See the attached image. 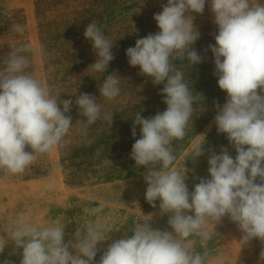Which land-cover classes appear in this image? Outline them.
<instances>
[{
    "label": "clouds",
    "instance_id": "1",
    "mask_svg": "<svg viewBox=\"0 0 264 264\" xmlns=\"http://www.w3.org/2000/svg\"><path fill=\"white\" fill-rule=\"evenodd\" d=\"M209 3L218 26L213 54L214 75L218 87L227 93L226 102L218 103L214 122L218 133L226 134L236 152L227 148L208 157L210 178H199L189 192L185 172L173 167L177 159L173 140H182L193 117L195 97L184 73L172 63L187 59L196 65L203 57L192 47L200 38L191 12L202 14ZM159 31L149 33L126 50L128 63L139 66L140 74L164 84L161 95L166 110L144 118L134 116L132 135L140 126V138L132 145L131 158L144 166L147 184L145 199L161 214L168 215L169 230L153 229L149 223L138 224L128 237L114 240L96 264H205L208 253L193 250L195 240L201 244L211 239L208 225H216L227 215L242 233L240 242L253 239L264 243V2L261 0H167L162 11L154 14ZM13 30L22 33L23 26ZM95 50L96 60L89 66L103 74L115 59L113 41L96 22L88 23L83 33ZM32 46H14L0 67V170L21 174L38 158L59 146L72 127L68 115L72 99L61 100L34 78L29 67ZM120 79L108 74L99 87L100 96L116 99ZM259 90V91H258ZM80 115L79 131L86 135L90 125L103 116L112 123L113 114L103 111L97 97L88 93L76 96ZM30 147L31 151H26ZM204 154L197 144L192 158ZM160 165L157 170L154 165ZM259 178V183L255 181ZM104 204L86 211L95 216ZM0 235V253L11 243L22 250L20 264H94L97 245L113 232L99 220H89L84 232L77 230L74 239L65 240V228L59 220L49 226L20 219ZM223 264L222 258H217ZM2 264H13L4 260ZM264 264V250L260 253Z\"/></svg>",
    "mask_w": 264,
    "mask_h": 264
},
{
    "label": "rangeland",
    "instance_id": "2",
    "mask_svg": "<svg viewBox=\"0 0 264 264\" xmlns=\"http://www.w3.org/2000/svg\"><path fill=\"white\" fill-rule=\"evenodd\" d=\"M264 2V0H261ZM167 0H0V67L14 46L29 44L32 51L25 53L30 63L27 71L46 85L53 96L72 99L70 113L72 127L59 146L38 156L21 174L0 170V235L20 219L44 226L59 220L65 228V240L74 239L77 230L84 232L89 220L111 226L113 232L101 241L94 264L103 251L117 239L130 237L138 224L153 229L171 230L168 215L161 214L159 203L152 207L146 199V168L137 166L131 158L132 145L140 138V126L132 135L135 114L149 118L166 110L161 91L164 84L155 85L152 78L140 74L139 66L128 63L126 50L138 39L159 31L154 14L162 11ZM193 24L200 38L192 46L203 57L200 64L189 65L187 59L172 61L184 73L185 81L195 97L194 113L182 140H173L177 159L173 167L182 174L189 192L199 178H210L208 157L227 148L235 158L236 152L226 137L218 133L214 122L217 103L226 102L227 93L218 87V77L209 44H215L218 26L209 3L202 14L191 12ZM96 22L105 36L113 41L115 59L103 74L93 73L89 66L96 60L95 50L83 33L88 23ZM24 28L22 33L14 25ZM117 75L120 95L106 100L99 93L104 78ZM259 91V90H258ZM81 93L97 97L102 112L113 114L112 123L101 116L90 125L86 135L79 131L80 115L75 98ZM197 144L204 154L192 158ZM26 151H31L26 147ZM159 170L160 165H154ZM259 183V178L255 181ZM104 204L95 216L86 211ZM211 239L201 244L195 240L193 250L207 252L205 264H260L264 243L253 239L240 242L242 233L236 223L225 215L216 225H208ZM9 243L0 253V264L10 260L20 264L22 250Z\"/></svg>",
    "mask_w": 264,
    "mask_h": 264
}]
</instances>
